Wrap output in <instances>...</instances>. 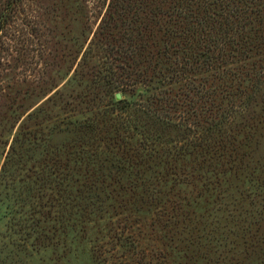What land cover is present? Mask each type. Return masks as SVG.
<instances>
[{"label":"trees","instance_id":"16d2710c","mask_svg":"<svg viewBox=\"0 0 264 264\" xmlns=\"http://www.w3.org/2000/svg\"><path fill=\"white\" fill-rule=\"evenodd\" d=\"M19 1L0 0V31ZM97 7L100 20L77 71L90 82L69 108L82 117L60 122L71 140L59 151L73 158L42 160L35 176L41 188L51 185L55 220L67 227L107 212L119 190L132 206L153 205L168 219L176 215L164 208L175 207L165 197L179 185L206 187L212 182L201 179L214 177L239 202L246 200L239 182L264 188L256 176L264 141V0H100ZM93 50L97 64H89ZM30 190L12 201L25 202ZM252 223V234H236L246 253L264 243V214Z\"/></svg>","mask_w":264,"mask_h":264},{"label":"rangeland","instance_id":"374dc122","mask_svg":"<svg viewBox=\"0 0 264 264\" xmlns=\"http://www.w3.org/2000/svg\"><path fill=\"white\" fill-rule=\"evenodd\" d=\"M99 1L20 0L0 31V264H222L223 258L264 264V243L246 253L236 237L238 232L252 234V220L264 214V188L257 180L239 182L246 197L241 202L225 191L227 182L218 186L214 177L201 179L212 182L206 187L200 181L195 187L179 185L165 197L175 207L164 208L170 217L176 215L168 219L159 217L153 205L132 206L129 194L116 190L109 201L115 208L107 212H89L79 221H65L67 227L55 220L51 185L41 188L35 176L42 174V160L67 155L59 150L71 134L61 120L82 117L69 108L90 82L77 71L100 20ZM95 54L90 53L89 64L98 63ZM256 157L261 181L264 141ZM29 187L25 202L12 201ZM8 202L11 212L5 208Z\"/></svg>","mask_w":264,"mask_h":264},{"label":"water","instance_id":"95a60500","mask_svg":"<svg viewBox=\"0 0 264 264\" xmlns=\"http://www.w3.org/2000/svg\"><path fill=\"white\" fill-rule=\"evenodd\" d=\"M116 97H117V98H120V94H119V93H117V94H116Z\"/></svg>","mask_w":264,"mask_h":264}]
</instances>
